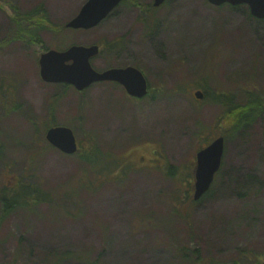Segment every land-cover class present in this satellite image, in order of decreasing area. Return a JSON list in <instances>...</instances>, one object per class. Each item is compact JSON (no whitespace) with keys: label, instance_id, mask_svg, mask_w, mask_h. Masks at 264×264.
Returning a JSON list of instances; mask_svg holds the SVG:
<instances>
[{"label":"rangeland","instance_id":"1","mask_svg":"<svg viewBox=\"0 0 264 264\" xmlns=\"http://www.w3.org/2000/svg\"><path fill=\"white\" fill-rule=\"evenodd\" d=\"M87 1L15 0L21 14L44 5L51 23L63 31H40L38 45L14 42L0 49V91L7 97L3 109L0 105V141L5 156L18 161L10 173L0 163V189L31 171L41 189L61 201L13 211L0 225V263L17 257V264H54L66 254L71 259L62 264H81L73 259L77 255L88 256V264H184L181 250L201 256L197 264L263 262L264 122L250 125L262 102L248 89L257 87L264 98V22L248 21L244 9L215 7L207 0H173L152 20L123 5L118 16L94 29H67ZM11 15L0 8V42L12 32ZM119 40L125 43L118 56L101 54L92 64L97 71L132 63L143 68L151 82L145 101L133 102L107 84L79 93L41 79L39 58L47 50ZM157 78L163 85L155 84ZM197 83L206 88L201 103L194 99ZM218 90L227 93L230 126L213 102ZM244 91L250 93L248 107L232 104L230 95L242 100ZM51 105L53 122L72 128L84 146L92 134L103 153L117 155L133 141H150L170 163L182 166L188 158L186 168L199 148L232 127L234 136L225 143L232 181L226 189L217 187L202 208L193 207L192 229L178 218L167 220L173 187L160 173L132 171L122 184L97 186L96 174H84L76 158L50 148L44 134ZM182 173L190 172L183 168ZM1 208L0 201V214ZM179 214L188 217L190 211Z\"/></svg>","mask_w":264,"mask_h":264},{"label":"water","instance_id":"2","mask_svg":"<svg viewBox=\"0 0 264 264\" xmlns=\"http://www.w3.org/2000/svg\"><path fill=\"white\" fill-rule=\"evenodd\" d=\"M124 0H89L78 16L67 24L74 30H91L99 26ZM166 0H155L159 7ZM212 5L230 4L238 6L247 4L252 15L264 19V0H209ZM100 54L98 45L72 46L65 51L50 50L41 55L39 60L40 75L49 84H68L78 91H84L100 82H118L127 93L135 98L143 99L148 94L147 81L136 68L110 69L103 73L96 71L91 60ZM196 97L202 99L201 93ZM47 141L66 155H74L78 145L73 131L67 127L52 128L47 133ZM224 153V138L216 140L198 155V183L195 199H200L209 189L215 172L219 169Z\"/></svg>","mask_w":264,"mask_h":264},{"label":"trees","instance_id":"3","mask_svg":"<svg viewBox=\"0 0 264 264\" xmlns=\"http://www.w3.org/2000/svg\"><path fill=\"white\" fill-rule=\"evenodd\" d=\"M0 3V8L3 9L4 7H7L12 12V32L0 42V49H3L7 45L14 42H22L26 45H38L40 43V39L38 38V34L40 31L47 30L56 32L58 34L63 31L61 30L62 28L54 27V25L51 23L48 12L45 9L44 5H40L34 11L28 14H21L15 4V0H0ZM6 99L7 97L3 93L0 94V105L2 108L4 107ZM262 106H264V102H262ZM259 107L262 108L261 104L259 105ZM16 108L18 109V105H15L14 109ZM52 126H54V123L50 118L46 128L48 129ZM92 142L94 143L93 145L95 147H91ZM92 142L89 141L88 149L86 150H83L82 146L79 154L76 156L79 164L83 166L84 173L93 172L99 177L106 175L105 172H111L112 174V167L114 165H117L115 159H113V156L110 154H102V152L97 147L96 141L94 140ZM0 145V163L3 166V171H5L6 168L10 167V173L13 168H16V166L18 165V161L13 159L10 154L8 156H5L6 149L3 142L0 141ZM109 178L110 177L106 176L105 181H109ZM57 198L58 201H61V197ZM51 200L55 202L53 196L47 192H44L37 180L34 181L31 171L30 173L27 172V174L23 173L20 177L14 178L10 186L6 184V186L4 185L0 189V201L2 205L0 225L4 221H6L8 217L13 213V211L17 208L25 207L30 209L31 207L37 206L41 203L51 202ZM176 203L180 204L181 200L176 201ZM177 204H175L174 206L173 216L171 215V218H176L175 215L179 214ZM177 218L183 217L178 216ZM87 258L88 256L85 257L83 255H77L73 259L77 262H80L81 264H88ZM56 259L57 260L54 264H62L63 262L71 259V257L69 255L63 254L59 257H56ZM17 260V257L13 258L12 263H17Z\"/></svg>","mask_w":264,"mask_h":264},{"label":"flooded vegetation","instance_id":"4","mask_svg":"<svg viewBox=\"0 0 264 264\" xmlns=\"http://www.w3.org/2000/svg\"><path fill=\"white\" fill-rule=\"evenodd\" d=\"M128 3H124V6H127L125 4H128V6H133L136 7L140 13H143V16H140V18L143 20V17L148 18L150 20H152V16L155 15L158 11L163 10L166 6H168V3H170L173 0H166L165 3L159 7L155 6V0H151L148 2V4H143V3H139L137 2V0H126L125 2ZM121 7V6H120ZM239 9H244L246 10V17L248 21H252L254 20V18L252 17L251 13H250V7L248 5H242L240 6ZM120 14V12L118 11V9H116L109 17H116ZM106 19V21L108 20ZM104 21V22H106ZM258 21V20H257ZM258 22H264V20H259ZM121 39V38H120ZM124 43L125 41L123 40H119L118 42H114V43H102L101 47V54H105L108 56H118L121 53V50L124 48ZM124 52V51H123ZM100 54V55H101ZM129 67H135L136 69H139L140 71L143 72L144 76L147 79L148 82V88H149V94L151 92V82L149 80V78L147 77L146 73L144 72L143 68L138 67L137 65H135V63L132 64H128V65H118V66H109L104 68L101 71H106V70H110L111 68H117V69H126ZM162 75V73H161ZM163 80L160 78H157L155 81V84L157 86H161L163 85ZM101 85L107 84L112 86L113 88H118L121 89L127 98H129L131 101L136 102V103H141L143 101H145L146 98L144 99H136V98H131L128 96L125 88L119 84V83H115V82H102L99 83ZM177 89H180L179 87ZM198 90H201L204 92V87H200L198 88ZM205 94V92H204ZM206 96V94H205ZM250 93L247 91L245 92V105L246 107H248L247 105H249L250 103ZM264 122V115H262V112H260V110L252 117L251 121H250V125L251 123L254 122ZM264 126V125H263ZM77 142L79 145V149L82 148L81 147V142L80 139L77 137ZM152 145L154 146V148L152 147ZM210 145V144H209ZM206 148V146H205ZM204 149V148H203ZM201 151V150H200ZM198 151L197 153H195L193 161L191 162V167L190 168H186V165L188 166V158H186L185 162L183 163V165L181 166V164H173L170 163L169 160L167 159V155L165 154V152L161 149L160 151H158L155 148V144L150 142V141H133L128 149L126 151H124L122 154H115L116 155V163H117V168L114 170L116 172V175H113L111 179V182H120V183H124L127 180V175L134 171H155L160 173V176L162 177L161 180H163L164 182H166L168 185L172 186V187H178V186H183V187H191V190L189 191V195H187V199L190 201L193 199V193H194V188L196 186L197 183V155L200 152ZM190 155V154H189ZM227 165V158L226 155L224 154L223 159H222V164L220 167V170L215 174L214 177V181L212 183V189H210V192H208L207 194H205L200 200L198 201H193L195 202V205L197 206V208H202V206L206 203H209L210 200V196L216 191L217 187L220 188H225L227 186L230 185L231 183V167L230 166H226ZM189 167V166H188ZM183 168L185 169H189V174L188 175H183L182 170ZM167 170V171H165ZM117 179V180H115ZM214 188V190H213ZM192 191V192H191ZM218 191L221 193V189ZM224 193H226L224 191ZM186 193L183 194V198H185ZM227 195V193L225 194ZM264 264V262H263Z\"/></svg>","mask_w":264,"mask_h":264}]
</instances>
